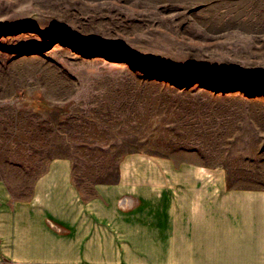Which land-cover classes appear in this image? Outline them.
Segmentation results:
<instances>
[{
    "label": "rangeland",
    "instance_id": "obj_1",
    "mask_svg": "<svg viewBox=\"0 0 264 264\" xmlns=\"http://www.w3.org/2000/svg\"><path fill=\"white\" fill-rule=\"evenodd\" d=\"M264 191V0H0V178L68 158L85 198L132 156Z\"/></svg>",
    "mask_w": 264,
    "mask_h": 264
},
{
    "label": "crops",
    "instance_id": "obj_2",
    "mask_svg": "<svg viewBox=\"0 0 264 264\" xmlns=\"http://www.w3.org/2000/svg\"><path fill=\"white\" fill-rule=\"evenodd\" d=\"M0 264H264V191L133 155L85 198L57 158L27 198L0 178Z\"/></svg>",
    "mask_w": 264,
    "mask_h": 264
}]
</instances>
